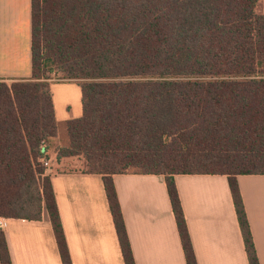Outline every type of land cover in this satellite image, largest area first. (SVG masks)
Listing matches in <instances>:
<instances>
[{
  "label": "trees",
  "instance_id": "obj_1",
  "mask_svg": "<svg viewBox=\"0 0 264 264\" xmlns=\"http://www.w3.org/2000/svg\"><path fill=\"white\" fill-rule=\"evenodd\" d=\"M259 0H31V77L0 81V217L48 215L72 264L45 163L58 126L50 74L77 81L82 114L57 161L102 177L125 264H135L112 176L162 175L186 264H197L176 175H223L249 264H259L237 176L264 175ZM46 144V145H45ZM44 147V148H43ZM0 264H12L0 229Z\"/></svg>",
  "mask_w": 264,
  "mask_h": 264
},
{
  "label": "crops",
  "instance_id": "obj_2",
  "mask_svg": "<svg viewBox=\"0 0 264 264\" xmlns=\"http://www.w3.org/2000/svg\"><path fill=\"white\" fill-rule=\"evenodd\" d=\"M31 77V0H0V81ZM57 126L82 114L80 87L52 84ZM48 154V172L72 264H125L102 177ZM135 264H186L162 175L112 176ZM174 181L197 264H249L226 176ZM259 264H264V175L237 176ZM12 264H62L48 215L2 218Z\"/></svg>",
  "mask_w": 264,
  "mask_h": 264
},
{
  "label": "rangeland",
  "instance_id": "obj_3",
  "mask_svg": "<svg viewBox=\"0 0 264 264\" xmlns=\"http://www.w3.org/2000/svg\"><path fill=\"white\" fill-rule=\"evenodd\" d=\"M255 12L258 15H264V0H259L258 3L256 4L255 7ZM62 78V73L58 72V71H54L52 74H50V81L49 84H67V83H74V84H78L77 81H67ZM11 83V82H10ZM10 83H6L7 85H9ZM51 144V148H54L55 152L57 148H61L66 146L67 144V135H66V131H65V126L64 124H60L58 126V131H57V138L52 140L50 142ZM46 145V144H45ZM44 148V147H43ZM50 150V149H48ZM57 154V152H56ZM46 161L48 160V154H46Z\"/></svg>",
  "mask_w": 264,
  "mask_h": 264
},
{
  "label": "built area",
  "instance_id": "obj_4",
  "mask_svg": "<svg viewBox=\"0 0 264 264\" xmlns=\"http://www.w3.org/2000/svg\"><path fill=\"white\" fill-rule=\"evenodd\" d=\"M48 163V161H46V164ZM0 227H2V218L0 217Z\"/></svg>",
  "mask_w": 264,
  "mask_h": 264
}]
</instances>
